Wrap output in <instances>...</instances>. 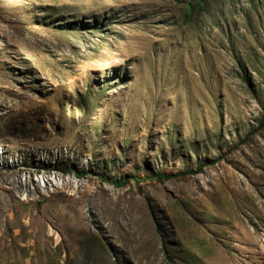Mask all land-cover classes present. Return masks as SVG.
<instances>
[{
  "label": "rangeland",
  "instance_id": "rangeland-1",
  "mask_svg": "<svg viewBox=\"0 0 264 264\" xmlns=\"http://www.w3.org/2000/svg\"><path fill=\"white\" fill-rule=\"evenodd\" d=\"M0 264H264V0H0Z\"/></svg>",
  "mask_w": 264,
  "mask_h": 264
}]
</instances>
